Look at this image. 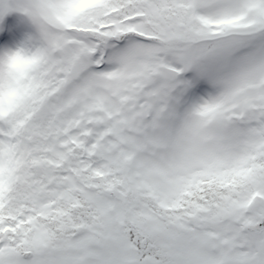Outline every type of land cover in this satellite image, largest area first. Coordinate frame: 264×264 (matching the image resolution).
Masks as SVG:
<instances>
[{"label": "snow or ice", "instance_id": "6c2138e0", "mask_svg": "<svg viewBox=\"0 0 264 264\" xmlns=\"http://www.w3.org/2000/svg\"><path fill=\"white\" fill-rule=\"evenodd\" d=\"M0 264H264V0H0Z\"/></svg>", "mask_w": 264, "mask_h": 264}]
</instances>
